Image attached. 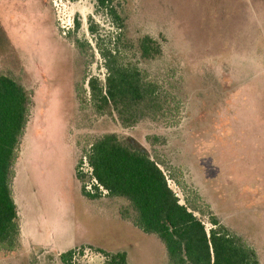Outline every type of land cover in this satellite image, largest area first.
Masks as SVG:
<instances>
[{"label": "rangeland", "instance_id": "rangeland-1", "mask_svg": "<svg viewBox=\"0 0 264 264\" xmlns=\"http://www.w3.org/2000/svg\"><path fill=\"white\" fill-rule=\"evenodd\" d=\"M119 4L128 40L147 35L161 46L154 59L139 60L134 53V61L182 103L177 128L143 120L125 129L115 116L78 114L75 86L83 76L105 75L88 26L96 25L103 40L118 32L93 0H0V73L16 78L33 101L15 164L22 151L23 170L14 167L12 193L24 208L19 211L26 239L16 251H0V264H62L42 251L51 230L54 251L81 249L76 264H105L87 247L124 252L128 264H167L157 237L116 217L119 201L107 208L81 197L74 146L79 154L108 133L181 169L220 223L264 264V0ZM75 39L88 42L92 59L78 54ZM83 88L88 90L86 83ZM152 136L165 144H152L147 139ZM169 185L182 203L180 191ZM200 218L209 230L207 219Z\"/></svg>", "mask_w": 264, "mask_h": 264}, {"label": "trees", "instance_id": "trees-1", "mask_svg": "<svg viewBox=\"0 0 264 264\" xmlns=\"http://www.w3.org/2000/svg\"><path fill=\"white\" fill-rule=\"evenodd\" d=\"M93 1L118 32L103 40L96 25L88 26L105 75L103 80L83 76L81 85L75 86L78 114L115 116L125 129L143 120L160 122L166 129L177 128L182 103L134 61L136 53L139 60L159 56L160 44L147 35L136 43L128 40L124 18L118 11L119 0ZM73 45L82 58H93L88 54V42L75 39ZM32 106V92L11 74L0 73V251L4 252L16 251L21 245L12 181ZM147 139L152 144H165L159 136ZM74 172L84 198L119 201L122 220L143 234L157 237L165 249L167 264H259L254 248L222 225L198 191L187 184L182 170L156 152L149 156L114 133L102 134L79 152ZM169 182L180 191L182 203ZM200 217L207 219L209 230ZM87 248L102 255L105 264H128L124 252ZM80 250L60 254V262L76 264L74 256H80Z\"/></svg>", "mask_w": 264, "mask_h": 264}, {"label": "crops", "instance_id": "crops-1", "mask_svg": "<svg viewBox=\"0 0 264 264\" xmlns=\"http://www.w3.org/2000/svg\"><path fill=\"white\" fill-rule=\"evenodd\" d=\"M74 146V145H73ZM74 151H75V154H74V158H75V162H74V165H73V173H74V177H75V172H74V170H75V164H76V161H77V159H78V151H77V149H76V147L74 146ZM73 158V159H74ZM23 158H22V151H21V153H20V158H19V160H18V164H17V166L15 167V169H17V168H19V170L20 171H22L23 170ZM16 178H17V171L15 170V176H14V182L12 183L13 185H12V193H13V186H14V184H15V182H16ZM75 179H76V177H75ZM77 180V179H76ZM77 182H78V180H77ZM78 185H79V189H80V183L78 182ZM81 197H83L82 195H81ZM13 199H14V203H15V205H16V208H17V211H18V219H19V226H20V242H21V244H23V242H24V240L26 239L25 238V234H24V230H23V222H22V220H21V216H20V211L19 210H21V208L22 209H24L22 206L23 205H20L18 202L16 203V199H15V197H13ZM86 199V198H85ZM100 199H102L103 201H106V203H103V204H101V202H100ZM99 200H94V201H91V200H88V199H86L87 201H89V202H94V203H97V204H100V205H106V207L107 208H109V206L110 207H113V208H115V206H113L111 203L113 202V201H116V200H111V199H106V198H100ZM65 201V200H64ZM108 201H111V202H108ZM72 206H74V203L73 202H71V201H69L68 202V208L70 207V208H72ZM71 210V209H70ZM112 211V210H111ZM113 216H115V215H113ZM116 217H119V216H117L116 215ZM120 218V217H119ZM121 219V218H120ZM122 220V219H121ZM124 221V220H123ZM126 222V221H125ZM72 220H71V217H70V212H68V220H67V224L71 227L72 226ZM127 223H129V222H127ZM73 236H74V234H72ZM48 237V241L47 242H45V241H43V242H41V244H42V247L44 248V249H42V251H46V253H53V255H54V257H59V255H60V253H62V252H56V251H54L55 250V245L57 244V242L55 243V232L54 231H50L49 232V235L47 236ZM58 245V244H57ZM68 250H72L71 248L70 249H66V250H64V252L65 251H68ZM114 253V252H113ZM126 259H127V263H128V258H127V256H126ZM58 259H56V261H57ZM58 264H59V262H58Z\"/></svg>", "mask_w": 264, "mask_h": 264}, {"label": "built area", "instance_id": "built-area-1", "mask_svg": "<svg viewBox=\"0 0 264 264\" xmlns=\"http://www.w3.org/2000/svg\"><path fill=\"white\" fill-rule=\"evenodd\" d=\"M76 257H77V256H74V260H75Z\"/></svg>", "mask_w": 264, "mask_h": 264}]
</instances>
